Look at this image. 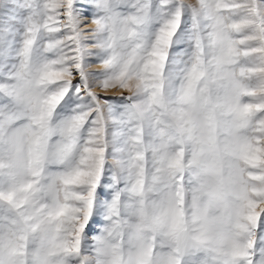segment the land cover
<instances>
[{"label": "snow or ice", "instance_id": "obj_1", "mask_svg": "<svg viewBox=\"0 0 264 264\" xmlns=\"http://www.w3.org/2000/svg\"><path fill=\"white\" fill-rule=\"evenodd\" d=\"M0 264H264V0H0Z\"/></svg>", "mask_w": 264, "mask_h": 264}, {"label": "rangeland", "instance_id": "obj_2", "mask_svg": "<svg viewBox=\"0 0 264 264\" xmlns=\"http://www.w3.org/2000/svg\"><path fill=\"white\" fill-rule=\"evenodd\" d=\"M186 2H194V0H186Z\"/></svg>", "mask_w": 264, "mask_h": 264}]
</instances>
